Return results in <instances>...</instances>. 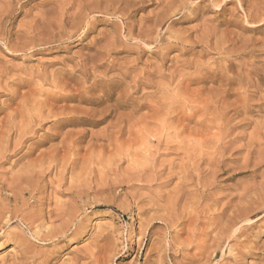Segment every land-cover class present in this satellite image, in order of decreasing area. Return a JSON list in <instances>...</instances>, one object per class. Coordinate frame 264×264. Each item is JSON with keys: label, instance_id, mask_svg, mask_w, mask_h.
<instances>
[{"label": "rangeland", "instance_id": "374dc122", "mask_svg": "<svg viewBox=\"0 0 264 264\" xmlns=\"http://www.w3.org/2000/svg\"><path fill=\"white\" fill-rule=\"evenodd\" d=\"M1 1L0 38L12 44L0 40V121L25 96L28 110L30 98L50 101L55 83L80 90L81 76L64 74L86 58L96 79L111 75V105L129 89L109 128L50 123L18 148L2 123L0 264H264V0ZM66 105L94 121L104 108ZM25 114L13 120L21 131ZM78 129L74 152L54 151ZM54 212L68 215L44 219ZM43 222L65 234L36 237Z\"/></svg>", "mask_w": 264, "mask_h": 264}, {"label": "bare ground", "instance_id": "6f19581e", "mask_svg": "<svg viewBox=\"0 0 264 264\" xmlns=\"http://www.w3.org/2000/svg\"><path fill=\"white\" fill-rule=\"evenodd\" d=\"M1 1V0H0ZM180 1V3L184 6V3H182V0H179ZM209 1H216V0H209ZM227 1V0H226ZM229 1V0H228ZM238 1V0H237ZM241 1V0H240ZM2 2V1H1ZM218 2V1H217ZM229 2H231V1H229ZM3 4L4 3H6L5 1L4 2H2ZM11 3V2H10ZM127 3V2H126ZM189 3V2H188ZM212 3V2H211ZM220 3V2H219ZM8 4L9 3H7V6H8ZM180 4V5H181ZM187 4V3H186ZM77 5V4H76ZM219 5V4H218ZM4 6V5H3ZM6 5L4 6L5 8H3L5 11H7L6 10V7H7ZM85 6V5H84ZM187 6H188V4H187ZM212 6V5H211ZM81 7V6H80ZM213 7V6H212ZM218 7V6H217ZM2 8V7H1ZM74 8V7H73ZM84 8V7H83ZM186 8V7H185ZM116 9V8H115ZM160 9V8H159ZM4 10H1V12L2 11H4ZM113 10V9H112ZM4 11V13L6 14L7 12H5ZM80 11H82L81 9H80ZM124 12V11H123ZM177 12V11H176ZM241 12H242V10H241ZM3 14V13H2ZM121 16V15H120ZM61 17V16H60ZM84 17V16H83ZM130 17V16H129ZM251 17V16H250ZM63 18V17H62ZM84 18H86V17H84ZM92 19V18H91ZM107 19V18H106ZM0 20H5V19H0ZM54 21V20H53ZM61 21H62V19H61ZM5 22V21H4ZM58 22V21H57ZM63 22V21H62ZM61 22V23H62ZM80 23H81V21H80ZM83 24V23H82ZM91 24V23H90ZM89 24V25H90ZM125 24V23H124ZM80 25V24H79ZM41 26H42V24H41ZM126 26V25H125ZM128 26V25H127ZM44 27V26H43ZM86 27H87V24L84 26V28H83V31L86 29ZM81 29V28H80ZM121 30H122V27L120 28ZM128 29V28H127ZM130 29V28H129ZM90 30V29H89ZM124 30V29H123ZM132 29H130V31H131ZM40 31V30H39ZM86 31V30H85ZM150 32H151V30H149ZM2 32V31H1ZM25 33V32H24ZM30 33V32H29ZM86 33V32H85ZM122 33V32H121ZM141 33V32H140ZM139 33V34H140ZM1 34V33H0ZM26 34V33H25ZM127 35H128V39H130V37H129V35H130V32L128 31L127 33H126ZM139 34H137V35H139ZM149 34V32L147 33V35ZM6 35V34H5ZM31 35V34H30ZM151 35V34H150ZM28 36V35H27ZM126 36V35H125ZM141 36V35H140ZM146 36V35H145ZM159 36V35H158ZM1 37V36H0ZM38 37V36H37ZM36 37V38H37ZM42 37V36H41ZM134 37V36H133ZM5 38V37H4ZM35 38V39H36ZM58 38V37H57ZM38 40L40 39V38H37ZM141 39V38H140ZM143 39H145V38H143ZM0 40H4L5 42V45H8L9 43H7V41L5 40V39H3V38H0ZM108 40V39H107ZM127 40V39H126ZM133 40H134V38H133ZM139 40V39H138ZM138 40H137V42H138ZM147 40H149L148 38H147ZM1 41V42H2ZM141 41V40H140ZM152 41V40H151ZM158 41V40H157ZM112 42V41H111ZM197 42V41H196ZM35 43V42H34ZM33 43V44H34ZM60 43V42H59ZM129 43V42H128ZM155 43V42H154ZM10 44H12V43H10ZM49 44V43H48ZM18 45V44H17ZM32 45V44H31ZM125 45H126V43H125ZM11 46V45H10ZM14 46V45H13ZM19 46H21V45H19ZM33 46H35V45H32V47ZM17 47V46H16ZM24 47V46H23ZM111 47V46H110ZM113 47V46H112ZM171 47V46H170ZM12 48H14V47H12ZM110 49V48H109ZM20 50H23V48L22 49H20ZM113 50V49H112ZM222 50V49H221ZM14 51H15V49H14ZM18 52V51H17ZM25 52V51H24ZM97 52V51H96ZM96 54V53H95ZM109 54V53H108ZM94 54H92L91 55V58H92V56H93ZM97 55V54H96ZM101 54H99L98 55V58H97V60H99V56H100ZM102 56V55H101ZM87 57V56H86ZM85 57V58H86ZM97 57V56H96ZM228 58V57H227ZM89 60H90V58H86V62L85 61H83L84 63H83V65H81L80 63V68H79V70L77 69V71H73V72H67L66 74H64V72H63V74L64 75H67V79L69 80V81H72L73 79H74V77L78 74V75H80L81 76V81H79V80H77L78 82H75L74 84L76 85V87L77 86H81L82 88H79L80 90H78V89H69V91L67 90L66 91V87H60L59 86V84H57V83H55V88H58L59 89V91L57 92V94L54 96V97H52V99L50 100V101H42V102H40V103H38V104H35V102H36V99L33 97V99H28V101L30 100V101H34V105H32L31 106V110H28L24 105H20L22 102H23V99H25V97H27V96H25V95H23V96H25V97H23V99H21L22 100V102L20 103V104H18V105H16V108H13V109H15V110H13V111H10L11 113H8V115L6 116V121L4 122V120L2 121V119H1V121H0V124H2V123H5L6 124V126L7 125H9V127L6 129V131H10V130H12V128H14V129H17L18 130V133H17V136H18V138L20 139V143L17 141V147L19 146V145H22L24 142H22L23 141V138L25 137V136H28V135H34L36 132H37V130H41L46 124H50L51 123V125H50V128H52V129H56V130H53V131H59L60 129H63V128H65V127H71V128H74V126H91V127H95V126H97V125H99V124H102V123H104V122H106V120L108 121V119H109V121H108V125H107V127L109 128V127H111L112 126V122H113V120L114 119H116V121H122V115H120V109H122L123 107H125L126 105H127V103H126V100L128 99H126V97L124 96V91H127L128 89H129V86H128V89L127 90H124L123 91V93L122 92H120V93H122L121 94V96L119 95V97L117 98V100H116V102H115V104L114 105H111L110 104V101H111V99H110V95H111V92L109 91V89L107 90V88H108V86H111V82L113 81L112 80V78L111 77H109V76H111L110 74H109V76L107 75V69L106 68H108V67H106L105 66V70H107V71H104L106 74H103V76H101V75H98V78L96 79V77H94L95 75H93L92 73L90 74L89 73V70L91 69V71L93 72V73H95L96 74V72H94L97 68H100L98 65H96V64H94V65H92V66H90V69H89V67H88V69H87V66H88V64L90 65V62H93L94 61V63H95V59L93 60V61H90L89 62ZM163 60V59H162ZM230 60V59H229ZM72 61V60H71ZM116 62V61H115ZM82 63V62H81ZM163 64V63H162ZM100 65V64H99ZM102 65V64H101ZM113 65V64H112ZM144 65H145V63H144ZM79 66V65H78ZM76 67V66H75ZM104 67V66H103ZM77 68V67H76ZM113 68V67H112ZM112 68H111V70H112ZM108 69H110V67L108 68ZM73 70V69H72ZM75 70V69H74ZM128 71H129V69H127ZM68 71H70V69L68 70ZM117 71V70H116ZM122 71V70H121ZM120 71V73H119V77L118 78H121V79H119L122 83H123V85L124 84H126V83H124L123 81H124V79H125V73H123L124 72V70H123V72H121ZM2 72V71H1ZM53 73H54V71H52ZM61 73H62V70L60 71ZM108 72H110V71H108ZM119 72V71H118ZM53 73H51V75L53 74ZM114 73V72H113ZM113 73H111V74H113ZM128 73V72H127ZM198 73V72H197ZM1 74V73H0ZM3 74V73H2ZM57 74V73H56ZM58 74H60V73H58ZM116 74V73H115ZM140 74V73H139ZM61 75V74H60ZM89 75H93V80H92V83H91V85L88 87V88H85V87H83V85L84 84H86V82H87V78H88V76ZM114 75V74H113ZM117 75V74H116ZM53 76V75H52ZM54 76H57V75H55V73H54ZM53 76V80H54V77ZM99 76H101V77H99ZM126 76H127V74H126ZM171 76V75H170ZM203 76V75H202ZM60 77H62V75L60 76ZM117 77V76H116ZM49 78V77H48ZM52 78V77H51ZM58 79H59V77H58ZM62 79V78H61ZM55 80L57 81V79L55 78ZM63 80V79H62ZM62 80H61V84L63 85V83H62ZM76 80V79H75ZM118 80V81H119ZM117 81V80H116ZM119 81V82H120ZM158 81V80H157ZM51 82L53 83V82H55V81H52L51 80ZM51 82H49V83H51ZM59 82H60V80H59ZM58 82V83H59ZM64 82V81H63ZM90 82H91V80H90ZM138 82V81H137ZM68 83V85H69V82H67ZM119 85H120V83H118ZM65 85H67V84H65ZM113 85V84H112ZM88 86V85H87ZM54 87V86H53ZM54 88V89H55ZM75 88V87H74ZM124 88V87H123ZM125 88H127L126 86H125ZM97 89H100L101 90V92H102V94H101V96L99 95H96V96H98V97H94V93H95V91L97 90ZM242 89V88H241ZM18 90V89H17ZM115 90V89H114ZM121 90V89H120ZM123 90V89H122ZM121 90V91H122ZM57 91V90H56ZM112 91V90H111ZM14 92H17L16 91V89L14 90ZM32 92V94L34 93L33 91H31ZM31 92H29V93H31ZM92 92H94V93H92ZM98 92V91H97ZM100 92V91H99ZM18 93V92H17ZM17 93H16V96H17ZM29 93H28V96H29ZM55 93V92H54ZM92 93V94H91ZM26 94V93H25ZM91 94V95H90ZM15 95V94H14ZM13 95V96H14ZM27 95V94H26ZM34 95V94H33ZM52 95V94H51ZM36 96V95H35ZM41 96H42V94H41ZM50 96V95H49ZM48 96V97H49ZM15 97V96H14ZM175 97V96H174ZM19 98H22V96H20L19 95ZM51 98V97H50ZM11 100V99H10ZM13 100V99H12ZM43 100V99H42ZM44 100H45V98H44ZM48 100H49V98H48ZM30 101L28 102V104L30 103ZM69 102H79V103H86V104H90V105H92V106H99V105H104V108L102 109V110H98L97 112L95 111H92L93 113H92V116H90V118L91 117H97L98 115V120H96V121H94L93 120V118H92V120L91 119H89V118H87V116H89L88 115V113H86V112H84V113H82V112H80V113H82V114H85V115H87L86 117H74V115H71V114H77V113H79V111L77 112L76 110H77V108H76V110H74L75 109V107L73 108V107H71V108H69V106H67L66 105V103H69ZM244 102V101H243ZM25 103V102H24ZM58 104H62V105H58ZM30 105L31 104H29V107H30ZM58 105V106H57ZM20 108V109H22V110H20V109H18V107ZM11 107V106H10ZM101 107V106H100ZM27 110H26V109ZM8 109V108H7ZM71 110V111H67V110ZM73 109V110H72ZM12 110V109H11ZM20 110V111H19ZM94 110V109H93ZM6 111V110H5ZM26 111V112H25ZM119 111V112H118ZM77 112V113H76ZM119 114H118V113ZM26 113V114H25ZM6 114V113H5ZM27 115L26 117H28V125H27V123L26 122H24V123H26V127L24 128V130H20L21 128H19L18 126L19 125H15V124H13V120L17 117V116H23V115ZM84 115V116H85ZM77 116V115H76ZM1 118V117H0ZM23 118V117H22ZM22 118H21V121H22ZM124 118V117H123ZM5 119V118H4ZM24 119V118H23ZM17 120H20L19 118L17 119ZM25 120V119H24ZM115 122V121H114ZM14 123H15V121H14ZM124 123H125V121H124ZM123 123V124H124ZM18 124V123H17ZM20 124V123H19ZM116 124V123H115ZM122 124V123H121ZM113 125H114V123H113ZM222 125V124H221ZM0 126H3V124L2 125H0ZM5 126V125H4ZM22 126V125H21ZM123 126V125H122ZM19 129H18V128ZM107 127H105V129L107 128ZM36 128V129H35ZM0 129H4L5 130V127L4 128H0ZM9 129V130H8ZM51 129V130H52ZM67 129V128H66ZM79 129H81V128H79ZM79 129H78V131H79ZM121 130H122V128H120ZM3 130V131H4ZM49 130V129H48ZM51 130H49V131H51ZM109 130V129H108ZM3 131H1V132H3ZM6 131H4L5 133H6ZM13 131V130H12ZM12 131H11V133H12ZM16 131V130H15ZM43 131V130H42ZM63 131V130H62ZM72 131V130H71ZM70 130H69V132L68 131H66V133H61V134H59V133H57V134H59L58 135V137L59 136H63L62 138V140L60 141V143H59V147L57 146L56 148H55V152H58V151H60V150H64L65 148H67L68 147V150H73L74 148V144L77 142V140L76 141H74V140H72V137L73 136H80L81 137V135H82V137L84 136V133H86V131L85 130H80L78 133H76L75 134V132L74 131H72L71 132ZM118 131H120V130H118ZM0 132V133H1ZM60 132V131H59ZM73 132H74V134H73ZM105 132V131H104ZM121 132V131H120ZM5 133H3L4 135H5ZM88 133V132H87ZM100 133V132H99ZM122 133H123V131H122ZM10 133H8V135H5L6 137L7 136H10L9 135ZM54 134H56V133H54ZM54 134H52V135H54ZM0 135H2V134H0ZM2 136V138L4 137V139L6 138L5 136ZM12 135V134H11ZM15 135H16V133H15ZM103 135V134H102ZM34 136H36V135H34ZM68 136H70L69 138H70V141L68 142V143H65L66 142V138L68 137ZM16 137V136H15ZM29 137V136H28ZM57 137V138H58ZM98 137V136H97ZM108 137V136H107ZM8 138V137H7ZM11 138V137H10ZM17 138V139H18ZM26 138V137H25ZM53 138V137H52ZM91 138V137H90ZM104 138V137H103ZM3 139V140H4ZM34 139V138H33ZM56 139V138H55ZM60 139V138H59ZM105 139H106V137H105ZM11 140V139H10ZM22 140V141H21ZM27 140V139H26ZM80 140H81V138H80ZM115 140V139H114ZM120 140V139H119ZM254 140V139H253ZM0 142H1V140H0ZM3 142V141H2ZM5 142V141H4ZM8 143V142H7ZM19 143V144H18ZM25 144V143H24ZM77 144H79V142H77ZM5 145V144H4ZM7 145V144H6ZM1 146H2V148H3V144H1ZM24 146V145H23ZM259 146V145H258ZM6 147V149H8L7 148V146H5ZM4 147V148H5ZM3 148V149H4ZM16 148V147H15ZM19 148V147H18ZM54 149V148H53ZM1 151V150H0ZM67 151V150H66ZM7 152V151H6ZM30 152L31 151H29L28 152V154H30ZM52 152V151H51ZM72 152H74V150L72 151ZM2 153H4V151L2 152ZM1 153V155H3ZM54 153V152H53ZM63 153V152H62ZM67 153V152H66ZM68 153H69V151H68ZM259 153V152H258ZM49 154V153H48ZM5 155V154H4ZM44 155V154H43ZM46 155V154H45ZM50 155V154H49ZM48 155V157H49V160H50V162H47L48 163V165H52L53 163L55 164V162H57L58 160H60V158L56 161V159H55V157L57 156L56 154H54V155H50L49 156ZM65 155V154H64ZM67 155H69V154H67ZM70 155H71V152H70ZM73 155V154H72ZM60 156V155H59ZM66 156V155H65ZM65 156H62V158H64ZM69 157V156H68ZM1 158H2V156H1ZM24 158V157H23ZM67 157H65V159H66ZM42 159H44V157L42 158ZM41 159V160H42ZM46 162V161H45ZM170 162V161H169ZM29 164H31V163H28V165ZM39 164V163H38ZM53 164V165H54ZM58 164V163H57ZM57 164H55V165H57ZM26 165H27V163H26ZM30 166V165H29ZM28 166V169H30V167ZM37 166H39V165H37ZM39 167H41V165L39 166ZM33 168H35L34 166L33 167H31V169H30V171L33 169ZM44 168H46V165H45V167ZM47 168H50V167H47ZM46 168V169H47ZM54 168V167H53ZM29 170H28V172H30ZM13 178V177H12ZM10 179V184L8 185V189L7 190H12V189H14V187L12 188L11 186H12V184H11V180H13V181H16V179H15V177L13 178V179ZM20 178V177H19ZM29 180V179H28ZM17 181L19 182L20 181V179H17ZM5 181H2L1 183H4ZM9 183V182H8ZM20 184V183H19ZM11 185V186H10ZM9 186L11 187V188H9ZM13 186H14V182H13ZM16 186V185H15ZM17 187V186H16ZM15 187V188H16ZM18 190H20V189H18ZM18 190H16V191H18ZM23 191V190H22ZM10 192V191H9ZM21 191H19V193H20ZM11 193V192H10ZM13 193H14V191H13ZM17 193V192H16ZM16 193L14 194L15 196H13V195H11L10 197L12 198V197H16ZM18 193V194H19ZM12 194V193H11ZM10 197H7L5 200L7 201V200H9L10 199ZM14 199V198H13ZM5 200H4V202H5ZM16 200V199H15ZM215 200V199H214ZM1 201V200H0ZM3 201V200H2ZM263 202V201H262ZM260 203V202H259ZM264 203V202H263ZM1 204V203H0ZM6 204H8V203H6ZM232 204V203H231ZM226 205V204H225ZM262 205H264V204H262ZM3 207V209H4V207H6V205L5 206H3V205H0V207ZM229 208V207H228ZM262 208V207H261ZM5 211L7 210V208L6 209H4ZM0 213H1V211H0ZM3 213V215L5 214L4 212H2ZM1 213V214H2ZM8 213V212H7ZM62 213V212H61ZM60 212L59 213H51V214H49V216L48 217H46V218H44V219H46V220H50L51 218H55V219H58L59 221H60V219H61V217L63 216V215H65V213L63 214H61ZM31 215V214H30ZM39 215V214H38ZM68 214H66L65 216H67ZM1 217H2V215H0ZM6 216V215H5ZM65 216H63V217H65ZM249 215L247 214L246 216H245V221L247 222V221H249L250 219H249V217H248ZM5 218V217H4ZM3 218V219H4ZM42 218V217H41ZM3 219H0V223H2V221L1 220H3ZM68 219V218H67ZM52 220V219H51ZM69 220H71V219H69ZM213 220V219H212ZM44 221V220H43ZM57 221V220H56ZM62 221V220H61ZM60 221V222H61ZM244 221V222H245ZM255 221V220H254ZM47 222V221H46ZM55 222V221H54ZM54 222H52V223H54ZM7 223H9V222H7ZM51 222H50V226H52L51 224H52ZM63 223V222H62ZM45 224H47V223H42L41 225L39 224L38 226H37V228H38V230H39V232H38V234L36 233V237L38 236V237H42V238H44V239H50V237L51 236H53V235H55V234H59V233H61V231H63L66 227H64L63 225H64V223L63 224H60V225H62L61 226V228L62 227H64V228H62L63 230H61V229H59L60 231H58L57 229L58 228H60V227H56L55 226V228H54V226H52L53 228L52 229H48V228H44V226H45ZM66 224H69V223H65V226H66ZM235 224V223H234ZM60 225H58V226H60ZM2 226V228H3V226L4 225H1ZM47 226L48 227H50L49 226V224H47ZM68 226V225H67ZM46 227V226H45ZM240 227V226H239ZM0 229H1V227H0ZM40 229H43L44 231H46L45 233H42V231H40ZM56 229V230H55ZM68 229V228H67ZM66 230V229H65ZM65 230L62 232V233H64L65 232ZM61 233V235H63ZM65 234V233H64ZM233 235V234H232ZM57 236V235H56ZM55 237V236H54ZM52 238V237H51ZM104 238V237H103ZM54 239V238H53ZM51 240V239H50ZM111 243V242H110ZM113 244H110V246H112ZM114 246V245H113ZM100 248V247H99ZM98 249V248H97ZM96 250V249H95ZM94 251V250H93ZM90 255H92V253H90ZM89 255V256H90ZM100 256V255H99ZM92 257V256H91ZM102 258V257H101ZM100 259V258H99ZM98 259V260H99ZM104 260H105V258H103ZM92 262L94 261V259H90ZM97 260V259H96ZM101 260V259H100ZM99 260V261H100ZM107 261V260H106ZM77 262V261H76ZM75 262V263H76ZM92 262H90V263H92ZM95 262V264L97 263V264H100L99 262H96V261H94ZM78 263V262H77ZM102 263H103V260H102ZM104 264H105V262H104Z\"/></svg>", "mask_w": 264, "mask_h": 264}]
</instances>
